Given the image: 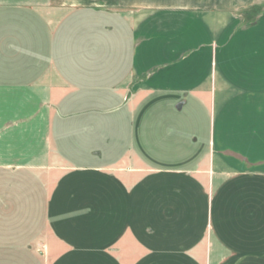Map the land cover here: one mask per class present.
<instances>
[{
    "label": "crops",
    "instance_id": "crops-1",
    "mask_svg": "<svg viewBox=\"0 0 264 264\" xmlns=\"http://www.w3.org/2000/svg\"><path fill=\"white\" fill-rule=\"evenodd\" d=\"M97 1L0 0V264H264V17L200 35ZM99 132L172 144L99 165ZM73 168L127 195L71 204Z\"/></svg>",
    "mask_w": 264,
    "mask_h": 264
},
{
    "label": "rangeland",
    "instance_id": "rangeland-1",
    "mask_svg": "<svg viewBox=\"0 0 264 264\" xmlns=\"http://www.w3.org/2000/svg\"><path fill=\"white\" fill-rule=\"evenodd\" d=\"M82 2H87L89 0H81ZM97 1V0H95ZM99 2L103 4H118L124 3L127 4L131 10H140L143 9V13L147 15L154 14V11H157L159 14L158 24H162L164 27H169L172 29L175 27L185 26L187 18L189 17L191 20V16H193L194 24L196 26V33L201 35L203 21L211 22L212 27L216 30H219L218 27H221L223 24H228L234 18L241 19L244 23L252 24L259 22L264 17V0H99ZM98 3V1L96 2ZM150 23V22H149ZM184 28V27H182ZM182 37L179 36V41L181 42ZM182 46V44H180ZM12 94V93H10ZM6 93V96H11ZM19 97L24 96L25 94L19 93L16 94ZM151 110V109H150ZM149 110V111H150ZM151 112V111H150ZM185 116V115H184ZM154 116H152L153 119ZM184 119L187 118V114ZM150 124H148V128ZM165 134V132H163ZM171 134V133H170ZM146 141V142H143ZM142 141V136L140 137H123L122 135H109L105 136L98 133V141L95 144V148L97 147L98 151L111 152L114 155L118 154L111 161L108 157H103L97 161L99 165H110L112 162L118 160L119 157H122L124 153L129 151H135L136 155L139 154L140 149L145 148L147 152L153 151L155 148L162 147H171V139L166 137L165 139L160 135V133H148L146 139ZM78 161L72 163V165H78ZM149 165V164H148ZM75 171L70 172L66 176L67 186L69 189L68 195L64 197V199H68L71 204L76 203V201L71 200V193H75L79 201L85 200V198H91L93 203H98L100 210L103 209L106 205V195L110 186L116 187L117 181L116 178L119 175L120 177H124L126 180L129 179V174L120 173L114 176L113 180L110 182L109 173L107 170H95L90 169L87 171L80 170L79 168H73ZM2 176V174H0ZM4 177V176H3ZM2 178V177H1ZM17 181H27L28 179L24 174L16 177ZM130 178H138V175H131ZM80 179V180H76ZM1 180V179H0ZM132 181H134L132 179ZM94 182L93 188L90 190L89 188H85V183ZM83 184V185H82ZM110 186H109V185ZM81 186L80 188H78ZM120 187V185H118ZM116 187L115 194L119 195V199H122L123 196L127 195V192L122 190L121 188ZM40 191V190H39ZM18 193H20L18 191ZM39 194V198L43 196ZM129 195V194H128ZM90 196V197H87ZM71 207L76 208L77 205H71ZM17 207L14 206L5 207L1 211L4 214L17 212ZM44 209L39 208V205L34 207L35 217L44 221L43 218ZM39 214V217L37 216ZM69 216H71V212H67ZM74 218V217H73ZM69 220V219H68ZM65 220L64 228L74 229L73 225L70 224V221ZM100 225L106 224V221H100ZM110 225V223H109ZM101 228H104V226ZM114 227L120 228L121 225L114 223Z\"/></svg>",
    "mask_w": 264,
    "mask_h": 264
}]
</instances>
